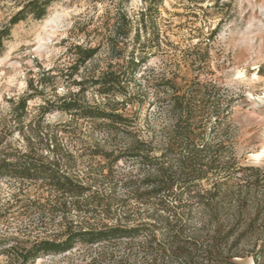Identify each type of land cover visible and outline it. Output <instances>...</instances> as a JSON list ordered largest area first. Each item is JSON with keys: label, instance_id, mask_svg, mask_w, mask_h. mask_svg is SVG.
Segmentation results:
<instances>
[{"label": "trees", "instance_id": "obj_1", "mask_svg": "<svg viewBox=\"0 0 264 264\" xmlns=\"http://www.w3.org/2000/svg\"><path fill=\"white\" fill-rule=\"evenodd\" d=\"M55 1L26 0L1 24L0 54L14 25L29 17L44 18ZM143 3L134 14L116 8L98 43H73L69 63L48 69V76L31 78L28 91L13 103L12 120L0 122V178L42 182L66 205L104 194L40 154L31 137L25 149L12 142L14 130L23 133L31 127L25 124L29 101L41 97L43 115L61 110L120 137L122 143L109 156L115 155L114 163L129 164L117 179L124 192L116 211L124 220L69 229L62 238L38 239L28 246H2L0 257H7L3 264H33L80 243L119 248L113 264H240L244 257L261 264L264 259V169L242 164L236 153L231 98L212 81L182 87L173 77L151 70L144 74L148 56L136 53L146 52L147 46H137L138 30L130 48V36L135 25L146 31L156 24L163 0ZM147 42L160 48V32ZM103 54L106 67L97 70ZM53 71L69 81L71 89L63 95L55 91ZM47 87L55 100L44 96ZM90 90L104 97L109 108L87 102ZM146 103L150 111L144 119L137 111L126 113L128 107L140 109ZM37 136L47 137L41 132Z\"/></svg>", "mask_w": 264, "mask_h": 264}, {"label": "rangeland", "instance_id": "obj_2", "mask_svg": "<svg viewBox=\"0 0 264 264\" xmlns=\"http://www.w3.org/2000/svg\"><path fill=\"white\" fill-rule=\"evenodd\" d=\"M163 0L156 24L145 31L135 25L129 41L134 44L139 30L148 56L144 74L173 77L179 86L193 82H215L232 103L230 124L236 153L245 165L264 169V0ZM26 0H0V25L7 23ZM144 7L143 0H56L42 19L29 17L11 31L0 54V122L12 120L14 101L28 91L31 78L38 79L52 67L69 63L73 43H98L111 23L116 8L131 14ZM163 40L153 42L157 32ZM152 46H151V44ZM105 54L97 60V70L106 66ZM96 61V63H97ZM89 64V68L94 67ZM84 72V69L82 70ZM53 71L50 75H56ZM67 79L56 75L58 95L68 92ZM77 90V87H73ZM47 87L44 96L55 100ZM86 101L102 107L107 100L90 90ZM41 97L28 103L23 133H11L12 142L26 148L31 137L40 154L56 160L63 170L93 184L103 192L100 198L81 199L77 205L64 204L42 182L0 178V247L23 246L43 238H62L69 229L97 227L124 220L116 211L124 189L117 184L120 173L129 169L125 161L113 162L111 150L121 144L120 137L108 136L91 121L73 117L61 110L42 114ZM144 119L150 108L128 107ZM47 136L41 139L37 133ZM37 136V137H36ZM49 140H48V139ZM51 145V150L47 145ZM110 245L77 244L65 253L46 254L33 264H113L119 256ZM252 257H244V263ZM7 260L0 257V264ZM264 264V259L261 261Z\"/></svg>", "mask_w": 264, "mask_h": 264}, {"label": "crops", "instance_id": "obj_3", "mask_svg": "<svg viewBox=\"0 0 264 264\" xmlns=\"http://www.w3.org/2000/svg\"><path fill=\"white\" fill-rule=\"evenodd\" d=\"M239 260V259H238ZM241 260V259H240ZM239 260V261H240ZM253 259H248V260H246V262H244V263H241V262H239L240 264H253V261H252ZM252 261V262H251Z\"/></svg>", "mask_w": 264, "mask_h": 264}, {"label": "bare ground", "instance_id": "obj_4", "mask_svg": "<svg viewBox=\"0 0 264 264\" xmlns=\"http://www.w3.org/2000/svg\"><path fill=\"white\" fill-rule=\"evenodd\" d=\"M252 261H253V264H254V260H252ZM252 261H251V262H252Z\"/></svg>", "mask_w": 264, "mask_h": 264}]
</instances>
